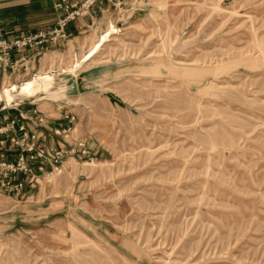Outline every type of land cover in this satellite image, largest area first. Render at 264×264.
I'll return each instance as SVG.
<instances>
[{
    "label": "rangeland",
    "instance_id": "rangeland-1",
    "mask_svg": "<svg viewBox=\"0 0 264 264\" xmlns=\"http://www.w3.org/2000/svg\"><path fill=\"white\" fill-rule=\"evenodd\" d=\"M139 1L0 70V264H264V0Z\"/></svg>",
    "mask_w": 264,
    "mask_h": 264
},
{
    "label": "built area",
    "instance_id": "built-area-1",
    "mask_svg": "<svg viewBox=\"0 0 264 264\" xmlns=\"http://www.w3.org/2000/svg\"><path fill=\"white\" fill-rule=\"evenodd\" d=\"M111 4L115 8H120L121 5H129L132 7L139 6V0H54V7L57 11L60 12L55 26L50 31H39L32 34H25L21 36L5 38L0 36V70L4 73L7 70V67L12 69H21L29 70L31 65L27 63L24 56L26 49H31L39 46V56L42 54L43 46L47 45L48 38L50 41L55 42V40H63L68 37L66 33V28L68 24L80 17H87L88 19H94V9L97 4ZM101 13L103 12L100 8ZM108 9H105L104 12H108ZM119 14L121 12L119 11ZM119 16V15H118ZM117 24V23H116ZM86 28L91 29L90 25H85ZM16 51L20 52L21 55L18 59L13 60L11 58V52ZM11 131H15V120L11 119ZM19 128L21 129V135L19 138H13L12 140L22 146L24 150H32L34 145L37 142L38 135L34 130L25 129V125L20 124ZM3 130V128L1 129ZM4 130H9L6 128ZM58 132V131H57ZM63 150H55L51 152H45L43 148H39V153L37 156L44 157L46 159L52 158L54 162H58L63 157ZM28 167L26 160L23 156L20 157V162L17 166L18 169H26ZM29 168V167H28ZM6 169H14V166L8 165ZM29 171L31 169L29 168Z\"/></svg>",
    "mask_w": 264,
    "mask_h": 264
},
{
    "label": "crops",
    "instance_id": "crops-1",
    "mask_svg": "<svg viewBox=\"0 0 264 264\" xmlns=\"http://www.w3.org/2000/svg\"><path fill=\"white\" fill-rule=\"evenodd\" d=\"M99 13L98 10V14ZM59 14V11L54 10L51 0H0V33L5 37H13L25 30H44L54 24ZM79 22L81 21L78 18L74 24L70 26L69 30H76ZM9 77L11 79V75ZM8 86L12 85H7L5 87ZM49 89L38 91L35 98H40L42 94L43 97H48L50 95ZM19 106L21 105L19 104ZM17 109H19L20 112H26V116L31 115V109L28 111L27 108L24 110L23 107ZM16 113V110H12L11 116ZM59 123L60 122L57 120L51 121L50 119L44 120V123H42L43 126L40 130V139L46 146L51 147L58 142L56 136L52 135L50 132L52 129L51 127Z\"/></svg>",
    "mask_w": 264,
    "mask_h": 264
},
{
    "label": "bare ground",
    "instance_id": "bare-ground-1",
    "mask_svg": "<svg viewBox=\"0 0 264 264\" xmlns=\"http://www.w3.org/2000/svg\"><path fill=\"white\" fill-rule=\"evenodd\" d=\"M111 23L112 22L109 24ZM96 29L98 28L96 27ZM53 80V76L45 75L36 78L34 81L23 83L19 87L17 85L5 87L2 91H0V102H4L8 105V103L15 100L13 95L14 93L12 94V89H20L23 96L35 97L37 96L38 91L49 89L53 84Z\"/></svg>",
    "mask_w": 264,
    "mask_h": 264
}]
</instances>
